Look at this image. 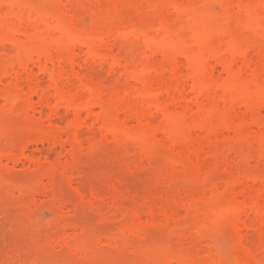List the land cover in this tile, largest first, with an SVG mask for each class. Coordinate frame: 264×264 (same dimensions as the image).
Listing matches in <instances>:
<instances>
[{"label":"rangeland","instance_id":"rangeland-1","mask_svg":"<svg viewBox=\"0 0 264 264\" xmlns=\"http://www.w3.org/2000/svg\"><path fill=\"white\" fill-rule=\"evenodd\" d=\"M0 264H264V0H0Z\"/></svg>","mask_w":264,"mask_h":264}]
</instances>
